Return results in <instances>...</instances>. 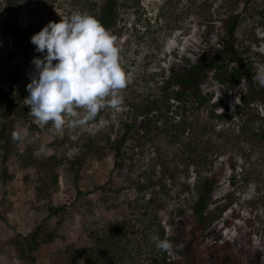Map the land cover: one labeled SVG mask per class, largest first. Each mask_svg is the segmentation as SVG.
<instances>
[{"label": "rangeland", "instance_id": "374dc122", "mask_svg": "<svg viewBox=\"0 0 264 264\" xmlns=\"http://www.w3.org/2000/svg\"><path fill=\"white\" fill-rule=\"evenodd\" d=\"M18 1L23 8L18 21L19 36L11 34L7 45L1 43L2 39L0 41V90H8L9 87L19 89L23 94L22 105L27 111L24 124L13 117L7 118L2 127L0 123V141L8 138L18 153L29 146L37 160L49 155L72 159L80 153L81 144L90 137L103 139L108 134L116 138L123 124L132 118L129 103L139 102L150 92L157 93L171 73L178 76L176 87H183V80L191 78V83L183 88L209 96L210 100L200 109L191 111L189 118L197 121L199 126L214 125L212 136L215 140L217 132L236 128L238 121L235 118L211 121L209 113L212 108L216 113L232 115L239 97L253 92L256 97L254 107L264 115V87L256 81L254 84L243 81L230 86L215 80L212 70H206L201 76H192L197 71L195 66L203 65L209 52L215 54V49H220L228 15L232 10L241 12L242 2L139 0L138 7L135 0L129 4L116 0L117 18L113 19V12L110 13L107 17L110 26L104 28L115 37V44L121 49L120 63L126 74V87L119 93L124 97L123 105L116 109L105 107L94 120L82 127L73 128L66 123L57 130L51 122L43 124L31 115L24 102L28 96L26 85L34 72L31 61L42 54L35 51L30 37H24L23 29L34 24L35 29L41 30L49 21L59 22L74 11L87 12L98 20L102 0ZM5 6L6 0H0V26L5 17ZM246 19L237 26L236 40L246 41L249 47L247 55L258 72L264 70V18L262 22L256 17ZM24 73H27L26 77L22 76ZM17 76V80L10 81V77ZM28 125L36 126L35 131L29 132ZM15 134L20 138L14 139ZM152 155V150L145 149V159ZM1 158L0 154V264H28L20 258L18 246L14 243L15 240L22 241L36 223L46 219L45 201L37 199L34 190L41 171L37 166L21 167L14 157L8 168L10 177L3 180ZM113 161L111 152H106L100 159L85 163L79 182L80 195L69 183L64 168L61 165L57 167L59 183L51 191V200L57 206H65L66 212L59 226L55 225L54 218L47 220L50 225H46V229H55L56 236L40 246L35 264H82L69 253L71 249L89 244L87 231L111 204L115 192L119 191V198L135 196L134 191L123 188V178L130 174L132 168L116 171ZM232 162L235 169L230 168ZM249 165L237 150L225 146L212 156L207 165L198 170L191 167L186 174L178 175L173 184L164 177L168 182L166 191L160 195L159 208L154 206L157 221L165 231L164 238L172 244L168 252L171 259L182 258L186 254L189 231L197 222L193 207L196 187L206 180L204 187L208 200L206 208L200 212L205 228L199 237V253L206 256L210 244L226 241L233 251L242 255L238 242L244 238L253 246L256 264H264V205L258 202L255 183H230L233 174L239 177ZM156 176H161L159 169ZM158 229L148 233L151 241L153 236H158Z\"/></svg>", "mask_w": 264, "mask_h": 264}, {"label": "trees", "instance_id": "16d2710c", "mask_svg": "<svg viewBox=\"0 0 264 264\" xmlns=\"http://www.w3.org/2000/svg\"><path fill=\"white\" fill-rule=\"evenodd\" d=\"M236 1L242 2L243 8L241 12L232 10L229 13L220 49H215V54L209 52L204 57L203 65L195 66L197 71H194L192 76H201L206 70H212L214 79L223 84L236 86L243 81L254 84L257 71L247 55L248 44L244 40H236L235 32L238 24L246 18L256 17L262 22L264 0ZM124 2L129 4L134 0H124ZM135 2L139 7V0ZM117 7L116 0L101 1L98 21L103 27L110 26L107 21L110 13L113 12V19L117 18L115 13ZM3 13L5 17L0 26V41L2 39L1 43L7 45V38L11 34L19 36L18 21L22 16L23 8L18 0H6ZM35 27L36 25L32 24L23 29L24 37H31L40 31ZM22 76L26 77L27 73ZM17 78L18 76L9 79L13 82ZM177 80L178 76L171 73L165 78L157 93L150 92L142 96L139 102H130L132 118L123 124L116 138L108 134L103 139L90 137L81 144L80 153L72 159L49 155L37 160L29 146L18 153L17 149L11 146L8 138L0 141L3 180L10 177L8 168L13 164L14 157L21 167L37 166L41 171L34 190L37 199L45 201L46 224L43 220L36 223L22 241L15 240L14 244L18 246L20 258L24 262L35 264L40 246L55 238L56 230L49 227L46 229V225H50L47 220L54 218L56 226L64 220L65 206H57L51 200V191L59 183L57 167L61 165L64 168L69 183L76 194L80 195L79 182L85 163L88 160L100 159L106 152H111L116 171L132 168L130 174H126L123 178L125 179L123 188L130 189L136 194L134 197L124 195L119 198V191H116L112 196L111 204L106 206L101 217L95 219L87 231L89 244L71 249L69 253L71 257L80 260L82 264L257 263L251 242L244 238H240L238 242L242 255L233 251L230 243L226 241L210 244L206 256L199 253V237L205 228L200 212L206 208L208 200L204 187L206 180L198 183L196 187L197 197L193 207L197 222L189 231L186 254L182 258L171 259L168 252L158 250L155 242L149 239L148 233L157 228H159L157 235L160 239H165V231L158 223L155 213V206L159 208L160 205V195L167 188L168 182L164 177L173 184L178 175L186 174L191 167L198 170L207 165L212 156L225 146L237 150L244 160L250 163L239 177L233 174L230 183L236 185L237 182L243 184L254 182L258 202L264 205V115H260L254 107L256 101L254 93L242 94L233 108L232 115L216 113L213 108L210 110L211 121L232 118L238 121L236 128L217 132V140H215L212 136L214 125L199 126L197 121L189 118L191 111L200 109L210 100L209 96L199 91H186L183 87L191 83V78L183 80L181 83L183 87H176ZM171 86L176 88L171 89ZM22 96V92L13 87L0 90L1 127L5 125L7 118H17L23 124L26 122L27 111L22 105ZM35 128L34 125L27 126L29 132H34ZM145 149L152 150V157L145 159ZM230 168L235 169L233 162L230 163ZM157 169L161 174L160 177L156 176Z\"/></svg>", "mask_w": 264, "mask_h": 264}, {"label": "clouds", "instance_id": "9594fccd", "mask_svg": "<svg viewBox=\"0 0 264 264\" xmlns=\"http://www.w3.org/2000/svg\"><path fill=\"white\" fill-rule=\"evenodd\" d=\"M30 42L42 54L31 61L34 72L24 100L36 120L51 122L57 130L66 123L82 127L105 107L123 105L119 93L126 87V74L120 63L121 49L94 16L74 11L59 22L49 21ZM254 80L264 87V70ZM13 138L20 137L15 134ZM152 240L160 251L172 248L168 239L153 236Z\"/></svg>", "mask_w": 264, "mask_h": 264}]
</instances>
